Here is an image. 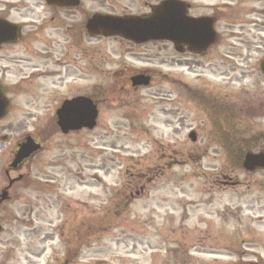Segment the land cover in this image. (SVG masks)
<instances>
[{"label": "rangeland", "instance_id": "obj_1", "mask_svg": "<svg viewBox=\"0 0 264 264\" xmlns=\"http://www.w3.org/2000/svg\"><path fill=\"white\" fill-rule=\"evenodd\" d=\"M25 1L27 13L13 16L40 23L41 4ZM188 1L199 14L208 11L201 4L225 0ZM82 2L91 13H135L151 0ZM229 2L235 20L264 5ZM55 31L50 24L29 48L0 52L2 81L17 86L7 88L11 108L0 121V186L22 137L42 146L0 209V264H264V170L246 172L218 145L210 103L228 90L236 110L254 103L264 90V53H252L248 74L237 70L228 83L220 72L243 68L247 52L199 57L166 43L83 34L91 52L83 56L68 47L66 31ZM132 70L151 71V83L133 89L113 77ZM107 88L115 95L105 97ZM77 95L97 102V125L63 135L55 111ZM251 121L239 137L264 131V119Z\"/></svg>", "mask_w": 264, "mask_h": 264}, {"label": "flooded vegetation", "instance_id": "obj_2", "mask_svg": "<svg viewBox=\"0 0 264 264\" xmlns=\"http://www.w3.org/2000/svg\"><path fill=\"white\" fill-rule=\"evenodd\" d=\"M173 4H179L180 6L184 7L185 15L190 18H210L213 22V30L215 31V40L214 44L208 47L206 50L201 52L199 55L196 56H204L209 51H219L223 50L227 53H234V52H247V55L242 57L243 68H236L232 66V74L221 71L220 74L226 75L225 79H227L228 83L235 82L238 79L235 72L239 70L240 76H246L249 72V63L248 60L252 57V53H264V5L261 6L260 9L257 10H247L243 14V18L239 20L233 19L235 13L232 11L236 10L238 7L236 3L231 4L229 0H225L224 2H212L211 4H201L202 8H205L206 12L204 13H194V3L188 0H151V2H144L141 8V11H137L135 13L129 11H123L121 13L113 12V13H100V12H89L86 8L83 7L82 0H79L78 5H69L65 7H60L57 5H48L46 0H36L34 3L41 4L39 7L42 8V21L38 24H34V21L29 20H17L13 16V11L16 14L23 15L21 13H27L29 10V6L25 0H0V20L7 21L11 25H14L19 29V35L17 39L14 41H4L0 43V52L7 51L12 49L15 46L22 45L27 48L30 47L34 43L43 40V32L45 31L46 27L50 24L53 25L54 29L58 32L60 30L66 31L67 38H68V47L71 49H77L82 52L83 56H86L90 51L87 47H85L81 42V36L85 34L88 38L91 39L88 31L86 30V22L91 17V15L95 13L99 14H110L116 15L120 17H127V16H135L141 18H148L151 17L157 10V8L162 7L163 2H171ZM260 2H264V0H258ZM34 3H32L34 5ZM198 6V5H197ZM25 13V14H26ZM79 16L77 19L76 16ZM223 21H228L227 23H222ZM31 26L30 29L25 30V28ZM55 31V32H56ZM102 38V37H96ZM11 40V38L9 39ZM131 43V42H130ZM150 43H166L175 49V45L168 41H153ZM134 44V43H132ZM31 45V46H32ZM137 45V44H134ZM90 49V48H89ZM180 53H189V48L187 46H181ZM177 52V51H176ZM91 53V52H90ZM264 61V58L258 60V72L260 73V64ZM90 67V64L88 65ZM248 69H244V68ZM0 72L3 71L0 69ZM122 74L123 81L125 85L128 86L130 84V79L133 75L144 74L150 77L152 81V74L149 70H140V71H130V73L120 72L113 75L114 78L120 76ZM260 76L264 78V75L260 73ZM3 77L0 76V88L4 96L7 97L8 90L7 88H16V85L6 86L7 83H3ZM135 89V88H133ZM111 90L112 95L114 91L112 89L107 88L103 95L108 97ZM222 99H212V107L216 116L217 125V142L218 145L221 144V147L227 150L230 159H234L238 162H243L245 156L247 154H264V131H258L256 135H247L246 137L242 136L239 137V134H242L245 130H249L251 122V118L254 120L256 119H264V90H262L261 94L255 96V102L246 101L245 107L239 108L236 110L235 101L227 102L226 100L233 97L234 93L232 91L226 92L223 94ZM89 97L87 95H84ZM229 97V98H228ZM8 98V97H7ZM70 98H73L72 96ZM9 100V98H8ZM200 103L203 105L206 104L208 99L199 95ZM242 103V102H241ZM11 108V101L9 100V109L7 114L9 113ZM6 114V115H7ZM4 119V118H3ZM2 119V120H3ZM246 119L249 123L246 122ZM0 120V121H2ZM246 122V123H245ZM243 125V126H242ZM220 133V135H219ZM221 136V137H219ZM226 138V139H225ZM197 139V138H196ZM22 143V139L19 140L15 146L10 150V159L7 162V167L4 169V180L8 181L6 186L7 195L6 201L8 202L11 200V190L20 182H24L27 180L28 173H23L22 171L25 168L28 170V166H26L30 159H32L35 155H31L27 159L23 160L15 167H11L12 160L14 155L18 149V146ZM13 175V177L11 176ZM36 185V184H35ZM5 186V187H6ZM0 186V192L3 190ZM133 190L129 189L130 191ZM131 194V193H130ZM4 208L3 203L0 201V209ZM1 229V228H0Z\"/></svg>", "mask_w": 264, "mask_h": 264}, {"label": "water", "instance_id": "obj_3", "mask_svg": "<svg viewBox=\"0 0 264 264\" xmlns=\"http://www.w3.org/2000/svg\"><path fill=\"white\" fill-rule=\"evenodd\" d=\"M48 5L65 7L78 5L79 0H46ZM184 7L171 2H163L162 7L148 18L127 17L120 18L106 15H93L88 19L86 29L92 37H121L133 43L142 44L149 41H170L177 51L186 45L194 52L199 53L206 49L214 41L212 21L207 18L193 19L185 15ZM19 35V29L8 22L0 20V43L14 41ZM11 38V40H9ZM261 72L264 74V62L261 63ZM133 87L147 86L149 77L142 74L131 78ZM8 102L0 90V119L6 114ZM98 111L92 100L86 97H76L64 101L56 111L57 125L61 132L66 134L70 131L81 129L92 130L96 125ZM192 142L195 140L194 133L189 134ZM39 150L30 138L19 145L12 166L15 167ZM246 171L257 168L264 169V154L247 155L243 162ZM2 195V199H4Z\"/></svg>", "mask_w": 264, "mask_h": 264}]
</instances>
